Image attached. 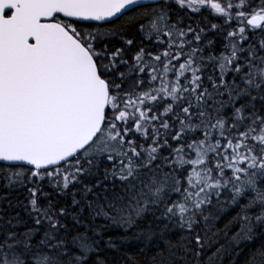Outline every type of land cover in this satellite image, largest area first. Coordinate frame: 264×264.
I'll use <instances>...</instances> for the list:
<instances>
[{
  "label": "snow or ice",
  "instance_id": "snow-or-ice-1",
  "mask_svg": "<svg viewBox=\"0 0 264 264\" xmlns=\"http://www.w3.org/2000/svg\"><path fill=\"white\" fill-rule=\"evenodd\" d=\"M0 264H264V0H0Z\"/></svg>",
  "mask_w": 264,
  "mask_h": 264
}]
</instances>
